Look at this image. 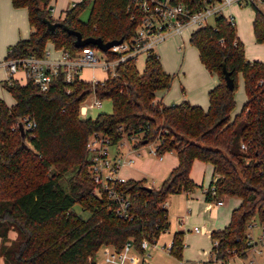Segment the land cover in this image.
<instances>
[{"label":"trees","instance_id":"1","mask_svg":"<svg viewBox=\"0 0 264 264\" xmlns=\"http://www.w3.org/2000/svg\"><path fill=\"white\" fill-rule=\"evenodd\" d=\"M175 1L194 12L214 0ZM11 2L14 8L27 10L32 34L9 47L8 60L43 59L49 43L76 56L83 48L75 47L76 38L67 29L104 42L130 40L143 15L138 9L133 12L130 0H82L63 19L51 16L54 0ZM87 9L89 16L84 21L81 17ZM253 11L255 41L264 44V12L256 6ZM189 43L197 49L205 69L219 80L208 93L207 111L188 101L170 106L156 102V93L169 90L174 79L156 53L145 58L141 72L137 60L129 58L117 66L115 76L96 84L82 80L79 74L67 84L62 71L47 92L31 78L25 84L15 78L2 84L15 101L10 107L0 99L3 264H96L102 248L121 252L129 241L144 254L143 240L153 245L169 228L168 210L163 207L169 197L200 187L191 178L195 161L209 164L213 170L208 188L215 186L216 194L207 193L208 201L241 200L228 226L211 232L213 263L247 255L250 224L256 218L264 223V63L246 58L236 27L224 16L215 18L212 26L196 28ZM223 65L234 80L233 90L226 86ZM239 74L247 101L232 118ZM91 94L100 101H111L112 112L82 119L81 105ZM27 115L37 123L33 136L14 129ZM96 132L106 135L112 144L141 134L135 148L159 140L158 154L177 155V167L158 188L145 186L144 180H127L119 186L131 197L128 218L116 214L113 204L97 194L87 149L89 137ZM69 172L73 176L66 189L61 182ZM75 205L87 217L76 212ZM12 232L15 239L10 238ZM182 251L180 232L174 235L170 254L179 259Z\"/></svg>","mask_w":264,"mask_h":264},{"label":"built area","instance_id":"2","mask_svg":"<svg viewBox=\"0 0 264 264\" xmlns=\"http://www.w3.org/2000/svg\"><path fill=\"white\" fill-rule=\"evenodd\" d=\"M73 3L74 7L77 3ZM132 3L133 12L138 9L142 11L143 15L137 25L135 34L130 40H123L120 45L110 48L107 52L101 50L85 47L76 56L71 57L64 50L61 51V58L57 61H50V52L45 51L43 59L34 57H27L24 59H5L0 62V67H5L8 78L7 82L11 81L14 76L23 71L26 78H31L33 82L42 92L49 91L53 81L59 73H64L65 82L71 84L74 82L75 76L85 68H97L107 72V76H115L117 66L132 58L138 60L139 57L145 58L156 53L155 48L165 40L175 36H181L184 31H188L193 27H207L210 18H217L224 16L232 27H236L235 18L232 15H226L225 11L232 6L243 7L246 5L260 6L264 5V0H214L209 1L204 7L197 11H192L191 7L182 2L175 0H130ZM260 8V7H259ZM261 9V8H260ZM262 10V9H261ZM52 11V10H51ZM95 50L100 51L104 59L101 60L95 55ZM109 53V55H108ZM103 81H96L93 84ZM70 92L69 89L67 90ZM95 107H101V101L96 98V101L86 106L84 103L80 108L81 117H86L88 110ZM33 136V132L37 128V123L31 115L21 118L14 129L20 128ZM134 139V138H133ZM123 141V140H122ZM121 141V142H122ZM121 142L117 143L120 144ZM117 144H112L110 139L102 133H93L87 143L89 152V171L98 186L97 194L101 198L109 200L113 206L116 214L121 217H129V208L131 205L130 194L122 190L119 186L125 184L127 179L120 175V170L125 165H130L133 160L128 156L116 155L113 156L111 149ZM161 142L155 141L151 143L154 147L150 153L162 160L163 154H158L157 149ZM245 148V146H242ZM131 153V152H130ZM129 153V154H130ZM210 193V196L216 194L215 186L207 188L205 194ZM209 205H222V200L208 201ZM168 201L164 203L163 207L167 208ZM259 222V221H258ZM261 233L257 238L253 237L250 230L256 226L254 221L248 228V246L249 251L253 253H262L264 250V223L259 222ZM196 233L206 234L203 228L195 227ZM150 243L143 240L141 249L144 253L149 249ZM156 246V244H153ZM172 243L166 246L169 251ZM133 244L129 241L121 252L114 251L113 253H106V262L110 264H149L143 256L144 254H133ZM263 248V249H261ZM137 252V251H136ZM235 256V255H234ZM237 256V255H236ZM217 264H234L233 259L226 262H218Z\"/></svg>","mask_w":264,"mask_h":264},{"label":"rangeland","instance_id":"3","mask_svg":"<svg viewBox=\"0 0 264 264\" xmlns=\"http://www.w3.org/2000/svg\"><path fill=\"white\" fill-rule=\"evenodd\" d=\"M78 0H54L52 3V11L51 16L54 19H63L65 12L70 9L73 3L77 2ZM258 7V6H256ZM262 11L264 12V5L260 4L259 6ZM258 7V8H259ZM24 9V8H20ZM230 11H233L235 15V23H236V34L237 36L243 41L245 44V49L247 50V55L254 57L257 54V47L264 46V44H257L255 38L253 36L252 31V19H253V6L246 5L241 8H229L225 11L226 15H229ZM24 12H26L24 10ZM25 14V13H24ZM89 16V9H87L82 14V20L86 21ZM215 18H210L208 20V24L210 26L214 25ZM23 26V27H22ZM21 28H24V31H30V26L27 20V17L23 19V25L21 23ZM196 27L191 28L190 30L185 31L181 34V36H175L164 42L160 43L156 48L155 52L159 56L160 61L165 66V68L169 71V74L174 76L172 85L169 89L170 96L172 97H182L186 92L191 91L195 87H199L201 85H206L208 83H213L217 81V76L214 74L209 73L201 63L198 55V51L195 47H193L189 43L190 35L193 31H195ZM29 35V34H28ZM29 38V36H28ZM51 43H49L46 47L51 48ZM264 48V47H263ZM56 50V49H54ZM57 51V50H56ZM95 55L100 58L101 60L104 59L103 54L95 50ZM4 58V59H3ZM249 58V57H248ZM6 59V54H0V62ZM249 60V59H248ZM250 61V60H249ZM145 63V57L141 56L138 58L136 62V66L138 70L141 72L143 70ZM5 69V67H2ZM6 70V69H5ZM4 72L3 69H0V75ZM80 78L86 82H96V81H103L107 77V72L102 70V68H85L80 72ZM0 84V98L5 101V103L9 106L13 105L14 99L11 94ZM204 96L207 97V94L204 92ZM246 99L245 89H244V80L242 74L238 75V87L235 92V101L236 107L233 110L231 117L234 118L237 113L241 110L243 106V102ZM96 101V97L94 94H91L87 100L84 102V105L90 106ZM89 115L87 118H95L100 113H111L112 112V103L109 100L101 101V107H95L94 109L91 108L88 110ZM142 135L136 136L134 139H128L125 137L122 141L126 146L135 147L138 146L139 141L141 140ZM154 147L151 144H146L144 146H140L138 149L141 151V158L148 159L147 166H140V172L135 171L139 168L137 164L133 166L131 170H133L138 176H134L133 178H152L154 179L153 185L156 187L158 185V181H164L166 173H168V169L171 165L177 160L176 154L165 153L164 158L165 161L162 163H158V161L154 157L150 151ZM151 154V155H150ZM150 156V157H149ZM154 158H153V157ZM174 158V162L169 161ZM135 163V160H134ZM199 166H194L198 165ZM134 165V164H133ZM147 168H152L154 174L150 173ZM124 175L127 177L128 173L124 172ZM73 176L72 172H69L64 179L62 180L61 184L63 187L68 189L69 182L71 181V177ZM191 178L194 182L200 186V183L204 182V187L208 185L209 181L211 180V166L209 164L195 161L192 166L191 170ZM148 185V184H147ZM202 188L197 187L194 190H200ZM179 194H173L169 197L168 200L180 196ZM233 204V201H230V207ZM74 209L79 214L87 217V213H84L82 208L79 205H75ZM192 212H188L182 214L181 216L177 217V223L181 224L179 228L183 229L185 232V237L183 238V242L186 245L182 251V258L183 264H186V261H189L187 264H196L195 261L201 259L202 257L198 256V252L202 251L203 249H207L210 245V241L208 239V234L205 235H198L194 232V227H201L203 226L202 222H198L194 216H191ZM170 219V218H169ZM254 226L250 233L253 237L257 238L261 233V226L258 222V219H253ZM177 224V225H178ZM170 231V229L168 230ZM167 230L163 232L160 237L158 238L155 245H150L149 249L144 253L143 256L146 262L149 264H178V258L174 255L170 254V251L167 248H164V242L168 240L170 236V232ZM169 243H167V246ZM263 249V248H261ZM133 254H138L134 248H132ZM105 250H100L97 257L95 258L94 262L96 264H101L103 260H105ZM204 259H208V256ZM239 259L238 256H234L232 258ZM252 259H255L254 262H251ZM238 264H264V250L262 253H251V251H247V255L244 258H240L236 261ZM182 263V262H181Z\"/></svg>","mask_w":264,"mask_h":264},{"label":"crops","instance_id":"4","mask_svg":"<svg viewBox=\"0 0 264 264\" xmlns=\"http://www.w3.org/2000/svg\"><path fill=\"white\" fill-rule=\"evenodd\" d=\"M232 7L236 8V9L241 8L238 6H232ZM24 10L26 12H24ZM229 14L235 18L233 11H230ZM26 17L28 20V14H27L26 9L14 8L11 0H0V54H6V56H7L8 49L10 46L15 45L20 40L28 39V36L30 37V35L32 34V28L30 27V31H27V30L24 31V28L20 27L21 23L23 25V19ZM253 17H254V14H253ZM263 47L264 46H258L256 48L258 55H255L254 57H251V56L247 55V53H246V58L249 59L250 61H262L264 63V48ZM54 49L55 48L53 45H51V48H48V51L50 52V58H49L50 61H57L61 58V51H59V50L56 51ZM245 52H247L246 49H245ZM161 64H162V62H161ZM162 66H163V69L169 74V71L165 68V66L163 64H162ZM0 69L4 70V72L0 75V84L2 85L7 80L8 73L4 68L0 67ZM143 69H144V67H143ZM14 78L17 79L21 84H25L26 79H27L26 74L23 71L18 72L14 76ZM218 83H219V80L217 79L216 82H213V83L210 82L206 85H201L199 87H195L191 91L186 92L184 95H182V97H178V98L170 96L169 90L157 92L155 95V100H156V102H161L165 106H170L173 104H179L183 101H188L190 104L200 106L205 111H207V109L209 108L208 93ZM204 92L207 94V97L204 96ZM246 101H247V98L243 102V106H244ZM14 104H15V101H14L13 105ZM13 105H11V106H13ZM243 106L241 107V110H242ZM241 110L239 111V113L241 112ZM239 113H237L235 116H237ZM88 115H89V111H88L86 117H81V118L86 119L88 117ZM111 152H112L113 156H116V155L128 156L129 155V157L133 160L132 164L125 165L120 170V175L122 177H124L125 179L135 180V181L144 180L145 186L150 187V188L151 187L158 188L162 184L163 181H158V185L155 187L153 185L155 180L152 178L151 179L150 178H143V177L142 178H138V177L133 178L134 176H138L133 170H131L133 168V166H135L136 164H137V166H139V168L135 170L137 172H140V169H141L140 166H147L148 159L142 160L140 149L135 148V147L126 146L124 143L121 142L120 144L113 146L111 149ZM171 154H176V153L172 152ZM176 157H177V155H176ZM154 159H156L158 161V163H162L165 161L164 155H163L162 160L158 159L157 157ZM134 160H135V163H134ZM169 161L174 162V158L173 159L170 158ZM177 165H178V158H177V160L175 159V162L168 169V171H167L168 173H166L165 179H167V177L169 176L171 171L175 167H177ZM194 166H199V164L194 165ZM147 169L150 170L149 171L150 173L154 174L152 168H147ZM124 172L128 173L127 177L124 175ZM165 179H164V181H165ZM212 180H213V170L211 167V180L209 181L207 186L204 187V182L202 181L200 183V188H202V189L193 190L191 192H182L180 196H176V197L168 200V205L166 208L168 210V220L170 223L169 228H168V230L170 229V231H168V230L167 231L170 232L171 234H170L168 240H166L164 242V245H163L164 248L167 246V243H169V244L172 243L174 235L176 233L181 232L183 234V238L185 237V232L183 231V229L179 228V226H181V224H178L176 219H177V217L186 213L187 209H188V212H192L191 216H194L198 222L203 223L202 228H203V230L206 231V234L209 232L208 239L210 241V245H209V247H207V249H203L202 251L198 252V256L202 257V258L198 259V261H195L196 264H211V263L215 262L214 261V255L212 252L213 242L211 240V232L214 230L223 229L226 226H228V224L230 223L232 211L241 204V200L239 198L227 197V198L222 199V202H223L222 205L218 206L216 204H213L212 206H210L208 203V200L206 199L205 190L209 187ZM214 181H215V179H214ZM230 201H233V204L231 205V207H230ZM199 228H201V227H199ZM196 234L205 235L202 233L201 234L196 233ZM15 237H16L15 232L10 233L11 239H15ZM155 247H157V245ZM184 247H186V245L183 242V249H184ZM102 249L105 250V252H104L105 254L114 252V249L112 247H104ZM251 253H253V252L251 251ZM254 254H257V253H254ZM207 256H208V259H204ZM182 257L183 256L181 255V258L178 259V262H179L178 264H183V261H182L183 258ZM239 259H234L233 263L238 264L236 261H238ZM254 260L255 259H252L251 262H254ZM186 262L189 263V261H186ZM0 264H3L2 259H0ZM101 264H110V263H107L106 260H103L101 262Z\"/></svg>","mask_w":264,"mask_h":264},{"label":"water","instance_id":"5","mask_svg":"<svg viewBox=\"0 0 264 264\" xmlns=\"http://www.w3.org/2000/svg\"><path fill=\"white\" fill-rule=\"evenodd\" d=\"M67 33L76 38L74 42V45L76 48H85V47H88L89 45H93L97 47L99 50H101L102 52H107L110 48L120 45L123 42V39L113 40L110 42H104L103 40L99 38H83V36L79 32L69 30V29H67ZM223 73H224V79H225L227 88L230 90H233L234 80L231 77V73L227 71L225 65H223ZM20 129L23 130L22 126H20Z\"/></svg>","mask_w":264,"mask_h":264}]
</instances>
